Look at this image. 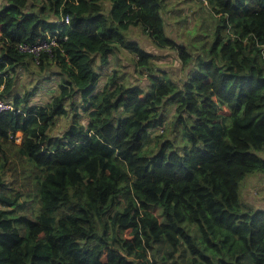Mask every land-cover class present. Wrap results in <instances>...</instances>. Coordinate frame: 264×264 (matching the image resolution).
<instances>
[{
	"label": "trees",
	"instance_id": "16d2710c",
	"mask_svg": "<svg viewBox=\"0 0 264 264\" xmlns=\"http://www.w3.org/2000/svg\"><path fill=\"white\" fill-rule=\"evenodd\" d=\"M164 1L2 0L0 264H264V194L239 201L264 176V0H200L212 44L195 53L166 37ZM47 34L67 39L38 64L17 50ZM121 50L145 80H101ZM30 65L57 80L47 102L16 86ZM170 105L181 150L165 131L149 140Z\"/></svg>",
	"mask_w": 264,
	"mask_h": 264
},
{
	"label": "rangeland",
	"instance_id": "374dc122",
	"mask_svg": "<svg viewBox=\"0 0 264 264\" xmlns=\"http://www.w3.org/2000/svg\"><path fill=\"white\" fill-rule=\"evenodd\" d=\"M167 4L168 14L164 15V23L166 28V37L176 44L181 43L184 44L188 51L196 52L201 51V46H204V50H208L212 44V36L210 35V27L211 23L214 20V16L207 10V3L204 2V5L200 2V0H166L164 1ZM2 4V0H0V5ZM1 32V27H0ZM1 34V33H0ZM128 40L138 43L139 46L148 47L149 43L145 42L144 35L139 31V29L132 28L130 32L127 34ZM143 43V44H142ZM157 49V48H155ZM159 52H155V66L159 68L161 71H171L172 69L178 72V76L181 77V72L179 69L181 67L175 61V53L172 52L169 56L164 55V51L161 49ZM118 55L113 56L112 61L108 66L102 68L99 73L101 74V80H104L109 74H112L113 71L117 72V76L120 77L122 81L125 79L133 82H136L133 79L140 78L141 80H145L147 78L146 75L140 76L132 72L130 69V54L128 52L119 51ZM115 57V59H114ZM28 60V59H27ZM39 71V76H38ZM19 77L16 81V86L18 90H22L24 94L29 90L34 96L35 103L47 102L52 93L54 92L53 88L56 86V78L53 77L51 81H43L42 78L46 74L47 71L43 73L30 65L28 69H26L25 73L20 69L17 70ZM54 76V75H53ZM61 78V77H60ZM59 78V80H60ZM170 78V77H168ZM172 79V78H170ZM128 85V86H129ZM167 107V106H166ZM165 107V109H166ZM174 106L170 105L163 112V119L155 130L151 131L149 140L152 141V144L155 142V137L163 134L165 131V135L163 140H176V146L179 150L183 149L186 145V141L182 134H176L174 130V118L173 115ZM84 118V116L82 117ZM66 127V122L60 121L54 128L53 135H60ZM22 134L16 133L15 143L20 144ZM260 156L264 157V153H261ZM241 190V193H240ZM248 191L250 193H257L259 195L264 194V176L258 175L257 173H253L245 178V180L240 184L239 189V201L243 205L247 199L243 196V192ZM29 203H22L21 207L15 211L16 216H24L30 212L27 207ZM151 212L158 218L161 222L163 218L161 207H156L151 209ZM23 234V231H21Z\"/></svg>",
	"mask_w": 264,
	"mask_h": 264
},
{
	"label": "built area",
	"instance_id": "2783aa9c",
	"mask_svg": "<svg viewBox=\"0 0 264 264\" xmlns=\"http://www.w3.org/2000/svg\"><path fill=\"white\" fill-rule=\"evenodd\" d=\"M70 19L68 16L58 21V24L68 25ZM66 36L58 37L57 34H47L44 39L37 41L34 44L20 43L17 46V50L20 53L30 55L35 60V65L39 62L41 54H45L49 57L52 56L53 50L59 46L60 41H65ZM13 105L9 102L0 99V112L13 111ZM19 112V111H18Z\"/></svg>",
	"mask_w": 264,
	"mask_h": 264
}]
</instances>
